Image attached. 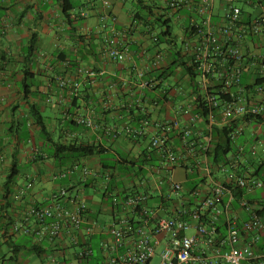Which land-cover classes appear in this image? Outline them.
Returning a JSON list of instances; mask_svg holds the SVG:
<instances>
[{"label": "crops", "instance_id": "crops-1", "mask_svg": "<svg viewBox=\"0 0 264 264\" xmlns=\"http://www.w3.org/2000/svg\"><path fill=\"white\" fill-rule=\"evenodd\" d=\"M200 1L196 0L191 11L173 12L168 20L171 36L161 38L157 44L153 36L160 37L165 28L155 19L160 16L165 19L167 0H0V264H44L54 258L53 264H62V261L84 264L76 261L73 249L67 251L70 260L53 249H45L39 257L30 251V245L34 244L31 238L10 234V223L16 213L12 198L19 188L32 182L28 202L46 203L63 186L71 189L74 184L76 186L75 173L66 178L57 177L67 166L79 163L104 171L102 157L119 155L127 156L129 161H142L157 124L175 118H179L183 125L189 124L188 116L182 115L178 107L189 104L193 84L182 67L174 66L173 54L181 50L190 36V20L199 19L196 4ZM236 2H243L244 7ZM230 4L239 6L246 20L264 14V0H215L216 15L221 17ZM111 16L117 18L115 23ZM113 34L130 50L124 63L113 62L101 53L105 39ZM32 38L36 40V48L30 53ZM156 52L164 54L165 64L162 70L151 71L148 69L149 58ZM245 52L249 81L244 87L248 101L264 106V94L255 89L257 80L264 79L259 61L264 54V35L253 38ZM167 68H173L172 75L169 71L160 77ZM88 69L97 73L94 81L84 74ZM139 70H147L146 75L141 77ZM66 75L77 77L82 83L81 91H85L76 105L71 91L57 86V78ZM146 80L154 81L155 88H143L142 83ZM48 99L52 102H47ZM34 104L40 107L46 118L49 136L41 132L31 115L30 108ZM135 109L138 113L133 115ZM47 111L49 114H45ZM139 111L149 117V127L143 136L131 140L123 134L113 140L107 135V130L116 124L129 125L134 116L140 115ZM77 115L93 118L98 127L94 130L78 126L74 122ZM216 127L222 128V114L217 116ZM195 129L197 133L205 134V123L199 122ZM257 140L262 145L257 154L252 155L251 149ZM56 142L101 145L105 153L102 157L96 154L65 163L56 157L53 149ZM171 144H179L176 133L172 134ZM238 145H242L246 152L242 171L264 175V121L251 124ZM153 157V161L142 164V184L136 187L157 197L167 192L166 188L158 186L156 176L147 173L146 167L157 164L156 155ZM179 172L182 177L176 180L185 184L187 173L177 168L175 178ZM199 175V179H203L207 173L201 170ZM212 175L215 180H225V174L216 169L212 170ZM135 177L134 174L124 176L117 185L122 184L123 190L134 182ZM212 187V181L206 178L199 183L196 196L187 194L185 198L189 201L194 197L197 204L210 195ZM258 192L247 193L255 204L264 190L262 194ZM84 196L91 216L100 224H109L113 219L111 202L103 198L98 185L86 187ZM237 213L241 218L244 216L241 210ZM211 215L212 212L207 210L204 220L209 222ZM103 216H109L110 221L101 220ZM217 226L219 236L223 238L222 218ZM191 230L195 235V230ZM95 237L99 241L100 236ZM200 248L208 256L214 255L213 247L201 244L197 250ZM157 262L156 256L151 264Z\"/></svg>", "mask_w": 264, "mask_h": 264}, {"label": "built area", "instance_id": "built-area-1", "mask_svg": "<svg viewBox=\"0 0 264 264\" xmlns=\"http://www.w3.org/2000/svg\"><path fill=\"white\" fill-rule=\"evenodd\" d=\"M195 3L196 0H167L164 21L169 20L173 12L191 11ZM105 5L109 6V3L105 2ZM196 15L199 19L190 20V36L181 47L184 62L194 74L193 82L187 74L193 84L190 102L178 107L182 115L188 116L189 124L183 125L179 118L157 124L145 154L150 160L151 155H156L157 164L146 167L147 173L158 178L160 188H166L167 193L157 197L168 201L176 196L179 205L165 208L149 191L138 188L142 184V175L136 176L122 191L117 188L110 191L108 185L112 179L115 176L118 180L121 178L117 170H94L73 163L57 177L66 178L75 173L76 186L74 184L73 189L63 186L46 203L28 202L32 182L17 190L12 198L16 213L10 234L29 237L36 245L59 251L61 257L69 260L67 251L73 249L77 262L94 256L91 239L100 236L101 260L97 264H151L156 256V264H264V250L260 251L261 246L264 247V216L247 198H237L224 184L225 181L232 182L247 193H254L264 190V180L257 173H241L246 161L242 145L237 144L229 163L221 162L218 167L212 165L208 155L218 114H222V128H231L230 137L237 143L255 123L256 116L264 114V106L249 103L242 84L248 68L245 50L253 38L264 35V14L245 20L242 9L230 4L219 17L215 13V0H202L196 4ZM111 20L115 23L117 18L111 16ZM153 41L158 43L160 37L154 35ZM101 53L113 62L124 63L130 50L113 34L105 39ZM260 58L261 74H264V54ZM149 59L148 69H163L165 56L162 52H156ZM146 73L147 70L138 72L141 77ZM84 74L91 81L97 77L90 69ZM56 83L63 90H70L73 96H77L82 87L81 81L71 75L59 76ZM142 86L153 89L156 84L146 80ZM255 89L264 94L263 84H256ZM74 121L88 129L98 127L91 117L77 115ZM199 122L205 123V134L196 132ZM148 127L149 120H144L139 128L114 125L106 133L113 140L123 134L136 140ZM173 133L179 139L178 146L171 144ZM261 145L257 140L251 154L256 155ZM177 168L186 173L204 170L206 178L213 184L210 195L200 200L191 213L184 207L188 203L184 184L173 176ZM213 169L225 174V180H215ZM89 179L97 180L103 198L111 202L113 219L109 224H100L91 216L84 196ZM198 193L197 190L194 196ZM257 204H264V194ZM207 210L212 212L209 222L204 220ZM237 210L244 213L242 218ZM187 216L191 219L187 220ZM221 218L225 227L223 238H220L217 226ZM191 229L195 230V235H188ZM201 244L213 247L214 255L208 256L202 248L197 250ZM55 261L54 258L44 264ZM62 264L66 262L62 261Z\"/></svg>", "mask_w": 264, "mask_h": 264}, {"label": "trees", "instance_id": "trees-1", "mask_svg": "<svg viewBox=\"0 0 264 264\" xmlns=\"http://www.w3.org/2000/svg\"><path fill=\"white\" fill-rule=\"evenodd\" d=\"M136 17H140V14H136ZM244 18V17H243ZM163 16L158 17L157 19H155L156 22H158L161 26H163L165 29L164 31L161 32L160 39L161 38H167L170 37L171 32H170V26H169V21H164L162 20ZM246 20V19H245ZM36 40L35 38H32L29 44V52L32 53L35 48H36ZM159 44V43H157ZM181 55V58H179V56ZM174 56V66H178V67H182L183 71L186 74H190L192 82H193V77L194 74L192 72V68L190 66L187 65L186 62L183 61V57L181 54V50L177 51L175 54H173ZM171 71L170 75H172L173 73V68H167L165 69V71L162 73V75L160 77H162L164 74H167V72ZM249 81V76L246 75V73L244 74L243 78H242V84H246ZM257 84H261L264 83V79H259L256 82ZM85 93V91L80 90V92L78 93L77 96L74 97V104L76 105L81 93ZM201 106L198 108V110H200ZM31 111V115L35 121V123L41 128V132L45 135V136H49L50 132L48 130L47 127V123H46V118L45 116H43V114L41 113L40 107L38 105H32L30 108ZM132 114L134 115L135 113H138V109L132 110ZM139 116H134L133 120L129 123V125H123V126H128V127H132V128H139L142 125V121L144 120H149L148 115L143 114V112L139 111ZM262 121H264V114L260 115V116H256L255 118V123H261ZM75 122V121H74ZM77 124V123H76ZM118 125V124H116ZM81 126V125H78ZM83 127V126H82ZM232 129L227 127H223V128H214V133H213V142L210 148V151L208 152L209 155V159L212 162V165L214 167H218V165L221 162L224 163H229L231 161V159H233V156L236 153L237 150V142H235L234 140L231 139L230 134H231ZM126 137L134 140L132 137H130L129 135L126 134ZM53 149L56 152V157H58L60 160L65 161V163H67L68 161H73L76 159H80V158H87V157H92L96 154L98 155H104L105 153V148L101 145H95V144H81V143H77V142H71L68 144H62L59 142L54 143L53 145ZM146 153L143 154V156H145ZM246 154V152H245ZM152 157V161L154 159L153 155H151ZM103 159V169L104 170H108V169H114L117 170L118 174L120 175L121 178H123L124 176H128L134 174L135 176H140L143 168H142V164L146 163V162H150V159L148 157H145L144 160H131L129 161L128 157H123L120 156L119 157H102ZM109 160V161H108ZM107 161V162H105ZM110 162V163H109ZM139 162L141 163L140 167L138 169H135L136 166L139 164ZM241 173H245L244 171ZM240 173V174H241ZM261 177V179L264 180V175H259ZM200 175L199 172L195 171L193 173H187V180L184 184V188L186 191V194L190 195V196H194L195 192L198 190L199 187V183H203L205 181L206 178L203 179H199ZM113 180H115L114 182H112ZM111 183H109L110 185H108V190L112 191L115 188H119L120 191H122V184H118L119 180H118V176H115L112 179ZM118 181V182H117ZM97 184V180L95 179H89L86 187L88 188L89 186H96ZM225 186L229 189H231L232 191H234L235 196L237 198H241V197H245L248 198V200L250 201V203L252 204V206L258 211V213L262 216H264V204H255L251 199H249V196L247 194V192L244 189H240L238 186H236L234 183L232 182H226L225 181ZM9 191V190H8ZM7 192V191H6ZM168 197V196H167ZM155 199L159 202H162L163 206H165V208H173V207H177L179 205V198L176 196H173L172 199H169L168 201H165L164 198H159V197H155ZM194 197L192 199L189 198V201L187 204H184L187 208V210L189 211V213L192 212L193 208L196 206L195 202L193 201ZM187 220H190V216L186 217ZM13 220L11 221L10 225L12 224ZM98 239L95 237H93L91 239L92 242V248L94 250V256L90 259V260H80V262L84 263V264H97L100 260H101V254H100V248H99V244H98ZM264 247H262L261 250ZM30 251L37 254L39 257L46 251L45 249H43L42 247L36 245L35 243L33 245H30ZM79 262V263H80ZM66 264H70L69 261H66Z\"/></svg>", "mask_w": 264, "mask_h": 264}, {"label": "rangeland", "instance_id": "rangeland-1", "mask_svg": "<svg viewBox=\"0 0 264 264\" xmlns=\"http://www.w3.org/2000/svg\"><path fill=\"white\" fill-rule=\"evenodd\" d=\"M236 5H239L241 7H244L243 2H236ZM179 46H180V44H179ZM45 114H49L48 111L45 112ZM173 176H174V173H173ZM181 177H182V174H181V172H179V173L176 174V178L174 177V179H181ZM262 192L263 191L260 190L258 193L259 194H262ZM101 220H103V221H110V217L109 216H103V218ZM187 233H188V235H192L194 233V231L193 230H190Z\"/></svg>", "mask_w": 264, "mask_h": 264}]
</instances>
